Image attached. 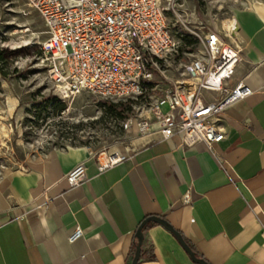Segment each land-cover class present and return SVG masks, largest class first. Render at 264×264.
<instances>
[{
	"label": "crops",
	"instance_id": "crops-1",
	"mask_svg": "<svg viewBox=\"0 0 264 264\" xmlns=\"http://www.w3.org/2000/svg\"><path fill=\"white\" fill-rule=\"evenodd\" d=\"M230 15L212 31L221 35L235 21L224 41L239 50L234 79L251 93L225 111L224 138L209 152L147 134L103 172L86 149L68 148L7 173L0 264H129L147 217L164 220L206 264H264V0L242 2ZM80 162L85 180L69 188L64 176ZM75 228L81 236L69 242ZM136 264L195 263L171 233L148 222Z\"/></svg>",
	"mask_w": 264,
	"mask_h": 264
},
{
	"label": "built area",
	"instance_id": "built-area-1",
	"mask_svg": "<svg viewBox=\"0 0 264 264\" xmlns=\"http://www.w3.org/2000/svg\"><path fill=\"white\" fill-rule=\"evenodd\" d=\"M39 16L43 39L39 63L46 78L63 98L89 93L111 103L144 104L143 115L125 118L120 128L139 136L156 134L159 140L177 136L183 145L212 146L224 138L220 124L225 111L250 95L242 79H234L241 60L239 50L223 34L206 29L196 33L197 52H181V38L172 35L161 0H24ZM187 56L178 79H166L161 65L170 56ZM155 77L168 82L159 96L148 91ZM94 158L93 154L89 155ZM123 155L111 153L97 171L118 164ZM85 180L83 162L65 176L69 188ZM188 202V196L183 197ZM81 236L75 228L69 242Z\"/></svg>",
	"mask_w": 264,
	"mask_h": 264
},
{
	"label": "rangeland",
	"instance_id": "rangeland-1",
	"mask_svg": "<svg viewBox=\"0 0 264 264\" xmlns=\"http://www.w3.org/2000/svg\"><path fill=\"white\" fill-rule=\"evenodd\" d=\"M252 0H161L172 35L188 30L220 31L233 8ZM216 27V28H215ZM43 26L37 13L24 0H0V178L7 173L27 172L30 161L52 151L84 148L100 162L111 153L127 154L140 137L133 128L122 130L121 122L143 115L144 104L111 102L89 93L63 98L46 78L39 63ZM181 52H197L196 44L182 45ZM187 56H170L161 65L166 79H178ZM156 97L168 82L155 77ZM63 105L59 109V105Z\"/></svg>",
	"mask_w": 264,
	"mask_h": 264
},
{
	"label": "water",
	"instance_id": "water-1",
	"mask_svg": "<svg viewBox=\"0 0 264 264\" xmlns=\"http://www.w3.org/2000/svg\"><path fill=\"white\" fill-rule=\"evenodd\" d=\"M148 222H152V223L158 224L162 228H164L165 230H167L169 233H171L172 236L177 241V243L182 248V250L187 254V256L189 257V259L193 263H195V264H206L204 261L196 258L195 254L192 252V250L190 249V247L185 243V241L181 238V236L179 235V233H177L176 231H174L164 220H162L159 217H147V218H145L138 225V227H137V229L135 231V234H134L135 245H134L133 255H132V258H131L129 264H136L137 263L138 256H139V251H140V245H141V242H142V228Z\"/></svg>",
	"mask_w": 264,
	"mask_h": 264
},
{
	"label": "trees",
	"instance_id": "trees-1",
	"mask_svg": "<svg viewBox=\"0 0 264 264\" xmlns=\"http://www.w3.org/2000/svg\"><path fill=\"white\" fill-rule=\"evenodd\" d=\"M181 41L183 42L182 45H185L186 43L195 45V43H196V40H195V39H192V40H191V39L187 38L186 36H183V37L181 38ZM1 52H2V51H0V55H1ZM0 58H1V57H0ZM0 60H1V59H0ZM0 75L2 76L1 71H0ZM121 104H122V103H111L110 106H111L112 108H115V107H120ZM62 106H63L62 104L59 105V109H62ZM143 229H144V227L142 228V231H143Z\"/></svg>",
	"mask_w": 264,
	"mask_h": 264
},
{
	"label": "bare ground",
	"instance_id": "bare-ground-1",
	"mask_svg": "<svg viewBox=\"0 0 264 264\" xmlns=\"http://www.w3.org/2000/svg\"><path fill=\"white\" fill-rule=\"evenodd\" d=\"M230 25V24H229ZM117 154V153H116Z\"/></svg>",
	"mask_w": 264,
	"mask_h": 264
}]
</instances>
